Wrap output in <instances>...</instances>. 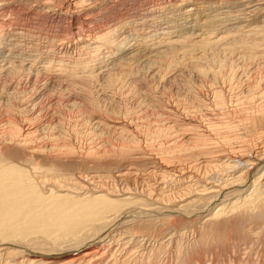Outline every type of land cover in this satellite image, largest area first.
<instances>
[{
  "label": "bare ground",
  "instance_id": "1",
  "mask_svg": "<svg viewBox=\"0 0 264 264\" xmlns=\"http://www.w3.org/2000/svg\"><path fill=\"white\" fill-rule=\"evenodd\" d=\"M0 264H264V0H0Z\"/></svg>",
  "mask_w": 264,
  "mask_h": 264
},
{
  "label": "rangeland",
  "instance_id": "2",
  "mask_svg": "<svg viewBox=\"0 0 264 264\" xmlns=\"http://www.w3.org/2000/svg\"><path fill=\"white\" fill-rule=\"evenodd\" d=\"M51 25V24H50ZM53 26H56L55 24H53ZM48 28H51V29H54V28H52V27H48ZM41 80H43L42 78H41ZM176 89H177V91H178V88H174V89H172L171 91H173L172 93H174L173 95H175L176 94ZM82 144H86L85 143V141H82L81 142ZM138 167H140V166H136V164L134 165H132L131 166V169L133 170V171H135V169L136 168H138ZM144 167H140V169H143ZM136 170H139V168L138 169H136ZM113 227H115V226H113ZM93 244V245H92ZM96 243L95 242H93V243H90V245H87V246H85V247H82L81 249H77V250H72V251H69L67 254L65 253V254H60V255H57V254H54V255H50V258L52 257V259L54 258L55 260H58V259H68V258H71V257H74V256H76V255H78V254H80V253H82V252H86V251H91L92 249L94 250V249H96V248H98L97 246L98 245H96ZM94 246V247H93ZM114 243H112V246H110V249H117L116 247H118V246H116L115 248H114ZM17 248H19V249H22V247L19 245V247L18 246H16ZM25 247V246H24ZM27 247V246H26ZM111 247H113V248H111ZM24 249V248H23ZM25 253H26V257H28L29 255H31V256H29V257H32V256H34L36 253L34 252V250L32 251V250H30V248H25Z\"/></svg>",
  "mask_w": 264,
  "mask_h": 264
}]
</instances>
